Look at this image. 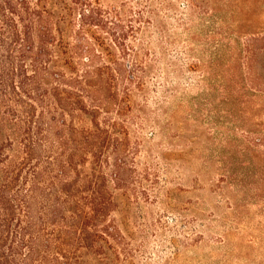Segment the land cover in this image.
Segmentation results:
<instances>
[{"label":"trees","instance_id":"trees-1","mask_svg":"<svg viewBox=\"0 0 264 264\" xmlns=\"http://www.w3.org/2000/svg\"><path fill=\"white\" fill-rule=\"evenodd\" d=\"M173 1L184 9L177 25L194 12L211 18L209 92L194 106L211 119V192L235 227L245 207L264 213L254 1L234 0L229 23L228 0H0V264H135L133 237L147 235L138 210L177 212L166 184L181 104L166 105L174 94L151 47L164 59L163 43H176L163 25Z\"/></svg>","mask_w":264,"mask_h":264},{"label":"rangeland","instance_id":"rangeland-1","mask_svg":"<svg viewBox=\"0 0 264 264\" xmlns=\"http://www.w3.org/2000/svg\"><path fill=\"white\" fill-rule=\"evenodd\" d=\"M228 1L229 5L223 8L222 14L229 18V23L230 16L225 14V10L233 9L238 1H254L257 8L251 31L259 28L264 32V0ZM173 2L175 10L172 12L175 14L164 11L168 14L164 17L163 25L176 43H163L164 59L153 43L151 47L156 55L161 56L154 71L165 77L169 90L172 89L171 94H174L166 105L181 104L180 137L175 141L181 152L169 156L168 179L171 182L166 184L172 189L169 201L176 205L177 212L167 210L163 204L150 205L147 212L142 207L138 210L137 216L141 218L143 215L144 218L141 219L142 226L140 219L136 222L146 229L147 235L133 237L139 246V250L135 251V264H264V213L252 215L255 207L247 210L245 207L241 210L242 224L235 227L229 222L231 210L211 192V177H215L213 182L218 178V171L211 168V119L206 120V114L194 108L195 103L207 97L209 92L208 83L204 81L211 79V66H208L211 18L194 12L189 19L181 15L186 24L177 25L174 17L184 9L180 1ZM175 55H180V59ZM191 65L193 70L188 69ZM175 67L181 70L178 78L172 73ZM154 94L151 92L150 97ZM256 113L255 121L261 115ZM192 117L196 119L191 120ZM214 127L225 135H238L241 131L240 128L231 129L226 123L214 124ZM206 128L209 130L207 134L203 133ZM147 133L148 130L143 131L142 137L147 138ZM262 187L264 200V180ZM158 218L166 222H163L165 226L159 224ZM224 234L228 236L226 241L217 243Z\"/></svg>","mask_w":264,"mask_h":264}]
</instances>
